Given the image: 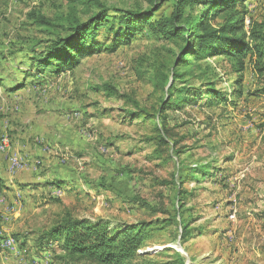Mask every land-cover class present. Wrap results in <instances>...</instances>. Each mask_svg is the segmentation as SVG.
<instances>
[{
  "label": "rangeland",
  "instance_id": "rangeland-1",
  "mask_svg": "<svg viewBox=\"0 0 264 264\" xmlns=\"http://www.w3.org/2000/svg\"><path fill=\"white\" fill-rule=\"evenodd\" d=\"M102 1L118 8L151 6L150 0ZM73 6L85 19L81 5L72 0H0L5 84L0 86V151L9 164L13 153L18 156L23 167L10 166L16 172L26 166L22 157L29 146L40 150L37 171L79 183L46 193L33 192L37 183L26 188L20 179L15 187L0 186V242L8 237L18 250L0 246V264H53L55 253L50 261L32 257L34 241L66 208L91 219L165 225L147 237L143 250L158 264H180L178 250L187 264H264V75L250 56L242 97L234 95L239 79L234 64L222 56L205 57L202 62L217 67V90L228 100L211 104L205 97L207 80L189 76L177 85L169 104L174 108L159 117L165 93L154 84L156 70L172 66L180 43L147 25L114 53L83 57L60 75L52 69L29 75L28 102H22L24 94L7 95L4 86L22 80L25 70L33 72L32 48L43 50L62 32L38 17L58 25ZM242 8L248 21H264V0H246ZM171 9L172 2L165 3L157 15ZM202 10V5L195 8ZM107 27L96 35L101 42H108ZM141 108L147 112L129 117ZM163 117L169 145L158 140ZM5 139L9 145L3 149ZM173 141L180 153L174 152ZM203 169L211 174L195 179ZM185 226L192 229L187 239L182 237Z\"/></svg>",
  "mask_w": 264,
  "mask_h": 264
},
{
  "label": "trees",
  "instance_id": "trees-1",
  "mask_svg": "<svg viewBox=\"0 0 264 264\" xmlns=\"http://www.w3.org/2000/svg\"><path fill=\"white\" fill-rule=\"evenodd\" d=\"M245 1L150 0L151 6L144 9L111 7L102 0H72V3L81 5L86 18L79 16L76 6L59 17L64 23L58 25L50 18L39 16V23L61 27L62 32L47 40L43 50L32 48L33 56L30 61L34 63L33 72H29L30 69L23 71L22 80L4 88L6 92H16L27 86L26 79L29 75L44 74L46 69H52L54 74L60 75L63 71L77 67L83 57L101 52L114 53L121 46L129 44L148 25L164 38L180 43V51L172 66L166 70H156L154 84L156 89L160 88L165 93L157 112L159 117L168 108H174V104H169L177 85L185 82L189 76L207 80L209 87L205 97L211 104L219 99L228 100L217 90V67L202 62L205 57L222 56L234 64L235 71L239 73L234 95L235 98H240L243 95L241 85L248 56L256 71L264 75V21H248L247 10L241 9ZM168 2H172L171 11L157 15L163 4ZM199 5L204 10L196 13L195 8ZM219 18L222 19L221 22H218ZM105 26H108V42H101L96 35ZM194 68L198 70L195 71ZM2 82L0 74V86L5 85ZM166 96L171 99L166 100ZM179 107H182L181 104ZM144 112L147 111L141 108L139 114L129 112V117L139 118ZM164 117L157 128L158 140L162 145H169V125ZM173 144L174 152L180 153V150H176L177 142L173 141ZM185 169L186 167H181V175H184ZM208 174L211 172L207 169L198 170L196 175L200 176L195 179L199 180ZM2 184L3 180L0 178V185ZM164 227L166 226H160L154 221L115 223L104 218L91 219L78 216L66 208L55 216L49 227L38 234L36 242L41 250L57 244L59 252L54 250L53 264H158L150 253L143 250L147 246V237ZM191 233L192 229L185 226L183 239H187ZM176 257L180 264H187V259L181 252L177 251Z\"/></svg>",
  "mask_w": 264,
  "mask_h": 264
},
{
  "label": "crops",
  "instance_id": "crops-1",
  "mask_svg": "<svg viewBox=\"0 0 264 264\" xmlns=\"http://www.w3.org/2000/svg\"><path fill=\"white\" fill-rule=\"evenodd\" d=\"M27 89L29 88L26 86L25 88L21 90H18L12 93L7 92L6 94L11 97H14V96L17 97L19 95H23L25 91H27ZM22 102L23 103L28 102L27 95L24 98H22ZM25 106H27V104ZM17 135H21V134L17 133ZM27 149L28 150L23 155L24 157H22L26 162V166L16 172H12V170L10 169L11 164H9L6 154L0 151V178L3 180V184L0 185L1 187L4 186L5 184L11 187H15L16 184H19L21 182V183H25V185L23 186H25L26 188H29L31 186L30 185L31 183H35V184L37 183L36 186L33 187L32 191L36 192L39 190L40 192L46 193V192H52V191L56 192L63 188L71 189V186H78L79 183L77 181L73 182V181L65 180L64 178H51L49 174L50 172L40 173L39 171H37L36 169L40 165H37L36 161L40 163L42 162L39 159L35 158V153L40 154V150H34V149L31 150L30 146ZM19 155L21 156V154ZM17 179H20V182L19 180L17 182ZM52 182H55V183L52 184ZM62 182L64 183L63 185L57 184V183H62ZM10 184H13V186ZM17 193H20V191H18ZM34 237H35V234H34ZM37 237L36 239L34 238L35 247H33V249H34L35 255H33L32 257L38 261L40 260V258H46V261H50L51 256L54 255V250L57 251L58 249V246H56L57 244L54 247L49 248L47 250H41L37 246V242H36ZM32 238H33V235H32ZM30 239L31 237H29V239L26 240L25 243L26 242L29 243ZM36 256L39 258H37Z\"/></svg>",
  "mask_w": 264,
  "mask_h": 264
},
{
  "label": "bare ground",
  "instance_id": "bare-ground-1",
  "mask_svg": "<svg viewBox=\"0 0 264 264\" xmlns=\"http://www.w3.org/2000/svg\"><path fill=\"white\" fill-rule=\"evenodd\" d=\"M9 145L8 141L5 139L4 144H3V149L7 148ZM11 157V166L12 168H18V167H23L22 162L19 160L18 156H16L15 153L12 154ZM14 172V171H13ZM11 241V246L14 244V240L9 239Z\"/></svg>",
  "mask_w": 264,
  "mask_h": 264
},
{
  "label": "built area",
  "instance_id": "built-area-1",
  "mask_svg": "<svg viewBox=\"0 0 264 264\" xmlns=\"http://www.w3.org/2000/svg\"><path fill=\"white\" fill-rule=\"evenodd\" d=\"M0 246H4L6 249H9V251H18L17 246H11V241L7 238L3 239L0 242Z\"/></svg>",
  "mask_w": 264,
  "mask_h": 264
},
{
  "label": "water",
  "instance_id": "water-1",
  "mask_svg": "<svg viewBox=\"0 0 264 264\" xmlns=\"http://www.w3.org/2000/svg\"><path fill=\"white\" fill-rule=\"evenodd\" d=\"M179 246H180V244H178ZM178 251H180V250H178Z\"/></svg>",
  "mask_w": 264,
  "mask_h": 264
}]
</instances>
